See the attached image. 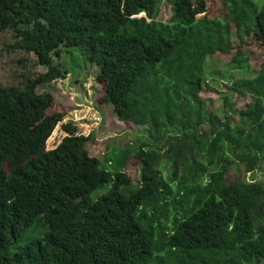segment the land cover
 I'll return each instance as SVG.
<instances>
[{
	"label": "trees",
	"instance_id": "trees-1",
	"mask_svg": "<svg viewBox=\"0 0 264 264\" xmlns=\"http://www.w3.org/2000/svg\"><path fill=\"white\" fill-rule=\"evenodd\" d=\"M168 1L162 22L160 0H0V32H16L49 69L20 89L0 87V264H264V173L255 180L264 166V61L255 78L230 85L227 116L201 98L216 53L236 51L230 65L248 64L247 37L264 56V0H224V19H211L207 0ZM63 48L99 69L100 102L119 121L146 126V142L102 162L86 150L93 137L67 123L68 136L47 151L65 114H48L54 98L37 89L66 78L53 64ZM230 96L252 102L237 111ZM132 159L136 186L125 173ZM235 165L252 179L229 180ZM37 221L45 233L26 241Z\"/></svg>",
	"mask_w": 264,
	"mask_h": 264
},
{
	"label": "rangeland",
	"instance_id": "rangeland-1",
	"mask_svg": "<svg viewBox=\"0 0 264 264\" xmlns=\"http://www.w3.org/2000/svg\"><path fill=\"white\" fill-rule=\"evenodd\" d=\"M259 7L263 0H255ZM211 19H224L228 14V7L224 5V0H207ZM171 16V4L168 0H160L156 20L166 22ZM235 35L236 29L232 26ZM244 37V43L240 45V40L233 37V44L236 48L241 46L245 56H249V63L244 66L233 67L230 65L232 56L216 53L205 64V81L208 89L201 93V98L206 101L208 110L220 117L227 116L228 113L223 106L222 98L227 95L230 85L234 81L243 79H253L260 70V65L264 61L263 53L252 41ZM19 38L13 30L0 32V87L22 88L25 78L36 80L40 76L49 72L47 67L38 63L34 53L26 52L19 47ZM53 64L65 71V79H58L54 82L43 84L38 87L37 93L51 94L54 98L52 107L48 114L63 112L65 118L60 122L47 142V151H52L68 136L63 126L71 123L76 128V135L92 136V140L86 146V150L91 158L104 161L108 153L120 152L125 146L131 145L132 149L137 148L140 143L148 139L146 126L135 125L130 122H121L117 119L112 106L104 105L100 102L104 93L99 84L96 83V75L99 69L87 63L81 56L78 49L71 50L63 48L60 56L53 55ZM234 98L230 96V101ZM234 110L246 109L252 102L248 96L235 98ZM169 169H164L166 176ZM125 173L131 179L133 186L139 184L141 168L136 160H131L125 169ZM264 166L255 176L257 182H261ZM249 180L251 175H244L243 167L233 166L228 174V179L234 178ZM111 187V183L105 185L91 194V199L96 200L106 194ZM41 221H37L26 233V241L33 237L41 236L46 229L40 228ZM22 242L12 249V254L23 246Z\"/></svg>",
	"mask_w": 264,
	"mask_h": 264
}]
</instances>
